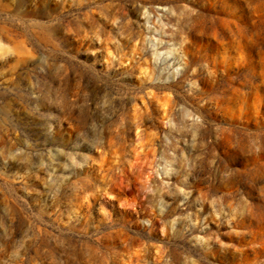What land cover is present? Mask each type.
<instances>
[{
	"label": "rangeland",
	"instance_id": "374dc122",
	"mask_svg": "<svg viewBox=\"0 0 264 264\" xmlns=\"http://www.w3.org/2000/svg\"><path fill=\"white\" fill-rule=\"evenodd\" d=\"M0 264H264V0H0Z\"/></svg>",
	"mask_w": 264,
	"mask_h": 264
}]
</instances>
